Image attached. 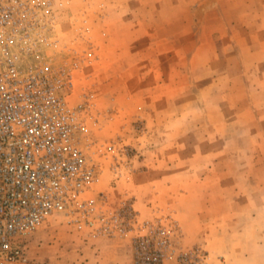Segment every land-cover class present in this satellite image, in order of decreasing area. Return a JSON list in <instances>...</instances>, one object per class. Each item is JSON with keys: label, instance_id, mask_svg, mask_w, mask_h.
Instances as JSON below:
<instances>
[{"label": "rangeland", "instance_id": "obj_1", "mask_svg": "<svg viewBox=\"0 0 264 264\" xmlns=\"http://www.w3.org/2000/svg\"><path fill=\"white\" fill-rule=\"evenodd\" d=\"M55 17L98 162L85 196L176 220L208 264H264V0H56ZM129 238L55 217L21 247L30 264H131Z\"/></svg>", "mask_w": 264, "mask_h": 264}, {"label": "built area", "instance_id": "obj_2", "mask_svg": "<svg viewBox=\"0 0 264 264\" xmlns=\"http://www.w3.org/2000/svg\"><path fill=\"white\" fill-rule=\"evenodd\" d=\"M55 5L0 0V264H30L22 239L55 217L94 235L130 234L131 264H208L205 249L182 244L176 220L85 196L98 162L83 104L66 100L70 68L52 52Z\"/></svg>", "mask_w": 264, "mask_h": 264}]
</instances>
